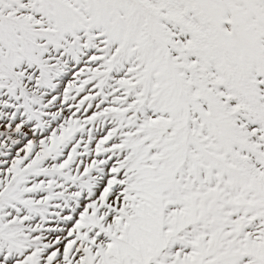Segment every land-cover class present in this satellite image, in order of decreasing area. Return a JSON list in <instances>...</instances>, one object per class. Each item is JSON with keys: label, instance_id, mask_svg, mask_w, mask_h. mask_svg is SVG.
Wrapping results in <instances>:
<instances>
[{"label": "snow or ice", "instance_id": "6c2138e0", "mask_svg": "<svg viewBox=\"0 0 264 264\" xmlns=\"http://www.w3.org/2000/svg\"><path fill=\"white\" fill-rule=\"evenodd\" d=\"M0 264H264V0H0Z\"/></svg>", "mask_w": 264, "mask_h": 264}]
</instances>
